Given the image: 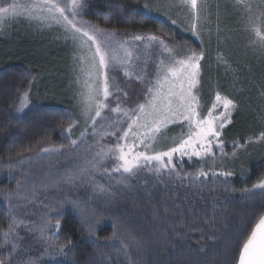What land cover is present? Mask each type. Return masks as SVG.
<instances>
[{
    "label": "snow or ice",
    "instance_id": "snow-or-ice-1",
    "mask_svg": "<svg viewBox=\"0 0 264 264\" xmlns=\"http://www.w3.org/2000/svg\"><path fill=\"white\" fill-rule=\"evenodd\" d=\"M84 7L85 0H0V31L10 23L23 19L41 31L49 29L61 32L62 38L71 40L75 48L73 60L77 75L74 83L78 86L79 113L77 117L69 112L67 127L63 126V122L61 124V134L68 144L45 147L44 144L50 142L41 141L27 149L33 154L28 158L42 159L44 154L61 152L65 148L77 151L89 135L95 143L84 149L88 155L82 157L81 164L52 180L51 185H89L93 193L111 197L115 196L111 181L130 189L131 181L139 179L142 173H152L158 177L175 175L183 179L184 176L177 171L174 157L181 161L184 157L189 160L193 157L203 159L214 156L217 147L223 151V142L219 138L226 124L231 123L232 111L237 109V105L217 91L207 114H202L197 93L201 85V61L205 58V52L183 44L169 43L163 35L119 33L101 28L98 24L78 19ZM169 7L187 10L190 31L199 38L200 21L210 7L208 0H174ZM231 7L240 18L244 31L249 34V46L253 52L264 56V0H232ZM171 23L176 24L177 21L171 19ZM219 31L217 28L218 37ZM141 55L151 59L141 60ZM217 60L218 63L227 64L222 54H218ZM117 71L122 72V79L114 75ZM133 83L136 88L130 89L128 85ZM28 87L31 88V83ZM261 95L264 96V92ZM17 100L19 104L12 107L16 112H22L29 104V90L20 92ZM81 120L86 127L78 139H72L73 129ZM172 125H179L186 131L182 130L178 137H169ZM106 138H110L109 143H104ZM169 140L166 150H156L158 142L168 143ZM255 140L264 142V132ZM238 147L243 145H234V148ZM17 156L23 162L24 154L18 153ZM12 159L15 158L10 157V162ZM97 174L101 178L108 177L110 182L107 185L97 182ZM207 175L200 170L195 178ZM219 175L227 177L232 173L221 172ZM41 187L47 188L49 184L44 183ZM252 188L264 190V177ZM22 189L23 186L18 183L16 190L3 193L9 201L10 211L7 226L0 228V249L4 250L0 253V264H41L40 255L34 256L31 247H26L27 237L21 232L37 234L33 239L40 245L41 255L53 258L66 256L71 251L68 248L70 241L57 243L61 223L58 218L53 223L51 215L63 207L64 201L45 204L48 211L40 216L37 223L19 211H12L14 208L26 209L35 202V187L24 194ZM14 196L17 198L15 203L12 201ZM68 202L79 210L82 222L88 224V216L94 214L90 200L77 198ZM219 216L220 213L213 206V214L209 216L205 213L203 223L212 228L222 223L218 220ZM88 226L91 228L90 224ZM114 228L112 239L119 241L117 251L125 258L122 264H138L131 250L143 249L142 238L120 222ZM90 234L94 235L91 231ZM208 238L214 240L215 235ZM234 241L230 264H264V214H259L250 234L242 231ZM206 247L201 245L196 249V261L189 253L186 260L178 259L176 264H203L206 259L217 255L215 245L208 251ZM173 255L181 257L186 254L181 248Z\"/></svg>",
    "mask_w": 264,
    "mask_h": 264
},
{
    "label": "trees",
    "instance_id": "trees-1",
    "mask_svg": "<svg viewBox=\"0 0 264 264\" xmlns=\"http://www.w3.org/2000/svg\"><path fill=\"white\" fill-rule=\"evenodd\" d=\"M80 17L119 33H154L163 35L169 43L183 44L197 51L205 50L204 43L184 34L171 23L148 16L144 0H85ZM230 24L234 26L235 22ZM232 29L228 48L208 50V57L205 55L201 61L202 83L198 91L205 111L211 106L217 91L237 105L235 112L238 115L223 133V151L215 148L214 156L203 159L193 157L189 160L184 157L181 161L174 157L177 171L184 176L183 179L175 175L158 177L142 173L138 182L131 181L129 192L116 193L117 204L106 202L105 205L99 193H93L89 185L82 188L84 194L77 196H73L72 192V187L76 186H64L66 190H71L70 195L65 189L59 190L61 198L54 202L64 201V205L53 212L52 217L53 223L57 218L61 223L57 243L70 241L68 248L71 251L66 256L58 255V264H122L125 258L117 251L119 241L112 239L114 225L118 222L133 230L144 242L143 249L131 250L138 264H176L178 259L186 260L189 253L196 261V249L201 245L207 246L206 251L215 245L217 253L203 264H230L234 238L242 231L250 234L259 214H264V190L252 188L264 177V160L257 164L256 161L243 162L242 175L232 173L225 177L208 173L213 159L229 157L234 145L248 148L249 141L264 132V100L258 96V89L264 90V58L255 57L246 50L243 36L249 42L247 32L240 28L241 34L238 28ZM239 34L241 36L238 37ZM218 54L225 57L227 64L218 63ZM30 64L22 61L0 64V228L7 226L10 211L4 192L16 190L18 183L23 186L22 191L41 188L44 183L49 184V189L57 187L41 177L42 173H46L47 165L53 162V154H44L42 159H29L33 154L27 149L41 141L50 142L45 143V147L68 144L61 134L62 122L67 127L68 109L34 104L19 115L12 107L19 104L17 96L20 92H30L37 79L38 70L31 68ZM128 87L135 89L136 84ZM246 113L248 118H244ZM18 153L24 154L23 162H20ZM10 157L15 159L10 162ZM200 170L208 175L195 178ZM77 198L91 200L94 214L87 218L91 228L82 222L79 210L68 202ZM213 206L220 213L218 220L222 223L209 228L203 223V218H206L205 213L209 216L213 214ZM213 234L215 239H209ZM181 248L185 256L173 255ZM3 252L0 249V253Z\"/></svg>",
    "mask_w": 264,
    "mask_h": 264
},
{
    "label": "rangeland",
    "instance_id": "rangeland-1",
    "mask_svg": "<svg viewBox=\"0 0 264 264\" xmlns=\"http://www.w3.org/2000/svg\"><path fill=\"white\" fill-rule=\"evenodd\" d=\"M173 2L174 0H144L145 13L152 18L169 23H171V19H175L177 23H171L174 27L181 30L184 34L192 36L198 42L203 40L205 45L204 52L207 57L208 50L212 51V49H219V47H223V49L228 48L227 44L231 43L232 36L230 31L233 30L232 28H238L239 31L241 28L242 31H244L240 18L231 7L232 0H208L210 7L208 12L204 13L202 16L199 29L200 37L197 38V36H194L190 31V20L187 10L169 7ZM145 5H148L147 9L145 8ZM217 5H219L218 8ZM149 9H151V11H149ZM169 17L171 19H169ZM78 19H81V17H78ZM232 21L235 22L234 26H231L230 24ZM217 28L220 30L219 37L217 35ZM240 33L242 34L241 31ZM241 34H239L238 37L241 36ZM58 36L61 38L58 39ZM243 38L246 42L245 46L247 51L255 57L264 58V56L254 53L245 36H243ZM74 51L75 48L73 42L71 40H64L61 36V32L49 29L41 31L23 19L10 23L3 31H0V64H7L11 61H22L26 64L32 63V65L30 64L32 66L31 68L36 71L38 70L37 79L33 84L32 90L29 92L28 107L22 112H17L19 115L23 114L29 106L36 104L65 108L76 114L78 117L79 108L77 101L79 98L76 95L78 86L74 83L77 75L74 71ZM144 59L150 60L151 58L141 55V60ZM114 75L118 78H123V74L120 71L115 72ZM121 86L125 85L122 84ZM260 91L264 92V90L258 89L259 98L264 100V96L261 95ZM202 106L205 107L204 105H201L202 114L206 115L207 110L205 111ZM237 115L238 114H236L235 110H233L231 123L226 124L219 138L220 141H222L223 133L231 127V124L235 121ZM248 116V113H246L244 118H248ZM85 127L86 125L83 120H81L78 126L73 129L72 139H78L80 133L84 131ZM182 130L186 131V129H182L179 125H172L170 126L168 136L178 137ZM109 142L110 138H106L104 141V143ZM94 143V138L89 135L84 138V142L80 144L77 151H70L65 148L61 150L63 154H61V152H53V162L47 165L46 173H42L41 177L47 179L49 182V180L52 181L62 176L65 172L75 169L77 165L82 163V157L88 155V153L84 152V149L89 144ZM168 144H170V140L168 143L158 142L156 150H166ZM233 153H235V155ZM262 160H264V142L254 139L253 142H249L248 148H234L229 157L224 156L222 158L221 156L217 159H213L210 162L208 173H217L218 175L221 172L241 174L245 167L243 162L256 161L255 164H257L258 161ZM96 180L105 185L110 182L108 177L101 178L99 174H97ZM139 180L140 178L135 179V182H138ZM111 183L113 184L112 190L115 193V196L110 197L107 194L99 193L100 197H102L100 200L105 202V205H107L106 202L113 204L118 203L116 193H126L130 191L129 189H125L122 185H116L115 181H111ZM66 185L68 184L61 183L54 189H49L48 187L35 188L37 192L35 202L28 205L26 209L14 208V211H19L21 214L26 215L28 219L38 223L40 216L48 211V209L45 208V204H52L56 199L61 198V192H59V190H64V186ZM84 186L86 187V185L72 187V192L75 194L73 196L84 194L82 189ZM32 190L33 188L31 190L22 191V194L30 193ZM65 191L70 195L71 190L65 189ZM16 199L15 196L12 198L13 203L16 202ZM20 203H23V201H20ZM52 214L53 213H51V215ZM21 235H26V247H31L33 255H40L41 264L59 263V256L53 258L49 255H41V247L33 239V236L37 234H25L24 232H21Z\"/></svg>",
    "mask_w": 264,
    "mask_h": 264
}]
</instances>
